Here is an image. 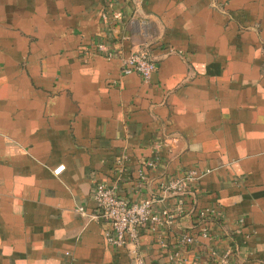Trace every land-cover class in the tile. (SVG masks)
Returning a JSON list of instances; mask_svg holds the SVG:
<instances>
[{
    "label": "crops",
    "instance_id": "1",
    "mask_svg": "<svg viewBox=\"0 0 264 264\" xmlns=\"http://www.w3.org/2000/svg\"><path fill=\"white\" fill-rule=\"evenodd\" d=\"M135 52L157 64L148 83L122 73ZM190 171L189 203L223 213L214 238L178 246L195 211L165 250L143 229L138 254L222 264L231 249L235 264H264V0H0V264H135L90 220L95 185L161 201Z\"/></svg>",
    "mask_w": 264,
    "mask_h": 264
},
{
    "label": "built area",
    "instance_id": "2",
    "mask_svg": "<svg viewBox=\"0 0 264 264\" xmlns=\"http://www.w3.org/2000/svg\"><path fill=\"white\" fill-rule=\"evenodd\" d=\"M107 19V17H105ZM114 20H121L120 12L114 13ZM100 51H107L106 45H99ZM110 58V56H109ZM122 73L124 75L138 74L144 82L151 81L157 70V64L147 52H135L129 56L121 54ZM162 144L154 146L155 151L161 148ZM144 166L148 169L155 170L156 162L154 160L146 161ZM143 166V167H144ZM61 166L54 171V175L59 176L64 170ZM199 176L197 172L190 171L185 176H171L166 182L160 185V192L163 196L161 201H155L150 198H142L137 202H132L120 195L116 184L108 185L106 182H99L94 187V200L97 204V213L90 216V220L102 219L110 227L104 233L105 241L113 247H128L133 249L135 264H147L146 261L138 254L140 234L147 226L156 234L158 244L162 249H167L168 244L164 239V233L170 228L177 225L178 221L184 217H191L196 213V207L189 203L188 198L193 193ZM139 183L142 185L146 181L144 171H139ZM173 197L174 204L171 207L163 208L157 206L166 197ZM81 214H85L82 208L79 209ZM197 223L190 230H183L177 237V244L181 248L193 246L198 243L199 239L212 240L214 238L211 222H216L223 218V213L218 207L205 208L197 211ZM214 222V223H215ZM202 226L199 230L195 229L196 225ZM193 230L199 233L196 236ZM233 251L226 249L222 255V264H235L233 262ZM171 264H187L182 251L179 249L170 254Z\"/></svg>",
    "mask_w": 264,
    "mask_h": 264
}]
</instances>
